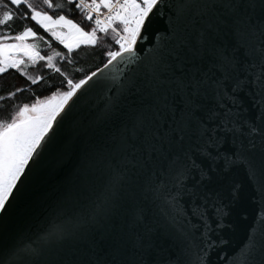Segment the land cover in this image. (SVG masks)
<instances>
[{
    "label": "snow or ice",
    "instance_id": "snow-or-ice-1",
    "mask_svg": "<svg viewBox=\"0 0 264 264\" xmlns=\"http://www.w3.org/2000/svg\"><path fill=\"white\" fill-rule=\"evenodd\" d=\"M42 3L0 0V75L15 69L30 82L9 98L31 85L51 93L0 122V221L25 197L54 124L97 86L110 93V127L93 148L107 154L111 188L141 199L121 205L110 191L88 215L61 209L18 242L10 264H214L222 255L227 264L231 237L250 215L239 253L244 264H264V0ZM73 7L92 22L89 30L61 14ZM109 33L117 50L75 82L57 66L58 57L71 63L68 55L42 54L29 42L58 41L71 54Z\"/></svg>",
    "mask_w": 264,
    "mask_h": 264
},
{
    "label": "water",
    "instance_id": "water-1",
    "mask_svg": "<svg viewBox=\"0 0 264 264\" xmlns=\"http://www.w3.org/2000/svg\"><path fill=\"white\" fill-rule=\"evenodd\" d=\"M114 73L115 70L108 73L109 86ZM109 95L106 86L93 88L72 108L61 127L54 124L56 136L33 174L25 197L6 220L0 221V264H10L11 253L18 242L43 228L61 209L74 216L88 215L110 191L121 205L133 197L137 201L141 199L139 191L111 188L107 154L93 148V145H101L110 127L104 122V105ZM86 148L90 149L87 156ZM246 191L251 195V189ZM250 212L254 214V205L250 204ZM251 223L250 215L248 221L236 228L228 245L227 264H244L239 250L246 242ZM125 227L129 233L135 229L131 222ZM222 261L223 255L220 261L214 260V264H222Z\"/></svg>",
    "mask_w": 264,
    "mask_h": 264
},
{
    "label": "trees",
    "instance_id": "trees-1",
    "mask_svg": "<svg viewBox=\"0 0 264 264\" xmlns=\"http://www.w3.org/2000/svg\"><path fill=\"white\" fill-rule=\"evenodd\" d=\"M32 2L43 8L42 0H32ZM54 3H65V0H53ZM67 8L68 5L65 4ZM55 15V13H53ZM61 14L67 15L69 19H72L75 23L81 24L82 27H85V30H89L92 26L89 21H86L82 14H80L74 7L69 12H62ZM34 22H26V25L31 27ZM16 30H19V25H15ZM39 35H44L45 39H48L49 36L43 33L42 30H39ZM112 34L109 33L108 37H105L103 34H100V43L95 46H81L80 49L74 50L73 53L68 54L67 50L63 48L57 41H53L51 48L45 46L43 42L30 40V43H38L42 54H51V51L55 49L56 51H60L65 53L71 59V63H68L65 60L59 59V65L62 70L66 71L67 78L72 79L74 82L78 81V79L83 78L86 74H90L92 71H96L103 67L104 63L107 61L106 52L107 51H115L118 48V45H115L112 40ZM88 61H92L91 66L82 70L84 64ZM30 68L28 70H32ZM46 75H51L55 77V83L60 84L61 77L58 74L48 72ZM30 82L27 81L26 77L18 73L15 69H9L7 73L0 75V97L4 99H0V122H8L15 115L16 111L19 107L22 106L23 103H31L33 97L39 95L40 99H43L45 95H50L51 93L46 90V86L43 84L40 85H31L32 91L17 93L15 97L9 98V94L16 90L18 87H29ZM62 91L67 90L66 85L61 87Z\"/></svg>",
    "mask_w": 264,
    "mask_h": 264
},
{
    "label": "rangeland",
    "instance_id": "rangeland-1",
    "mask_svg": "<svg viewBox=\"0 0 264 264\" xmlns=\"http://www.w3.org/2000/svg\"><path fill=\"white\" fill-rule=\"evenodd\" d=\"M31 38H29V42H30ZM58 42V41H57ZM59 43V42H58ZM57 62V66L59 65V59L57 58L56 60ZM92 64V61H88L84 64V67L81 68V71L83 70H86L88 69ZM29 72L32 74V75H39L40 72H39V69L38 68H33L32 70H29Z\"/></svg>",
    "mask_w": 264,
    "mask_h": 264
},
{
    "label": "built area",
    "instance_id": "built-area-1",
    "mask_svg": "<svg viewBox=\"0 0 264 264\" xmlns=\"http://www.w3.org/2000/svg\"><path fill=\"white\" fill-rule=\"evenodd\" d=\"M79 12V11H78ZM81 14V12H79ZM90 24L92 25V22H90ZM93 26V25H92Z\"/></svg>",
    "mask_w": 264,
    "mask_h": 264
}]
</instances>
